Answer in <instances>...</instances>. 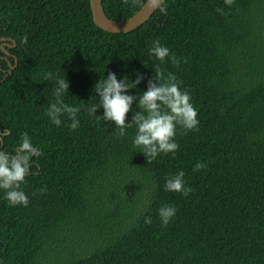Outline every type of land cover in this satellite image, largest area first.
Masks as SVG:
<instances>
[{"label":"trees","instance_id":"16d2710c","mask_svg":"<svg viewBox=\"0 0 264 264\" xmlns=\"http://www.w3.org/2000/svg\"><path fill=\"white\" fill-rule=\"evenodd\" d=\"M146 1L102 6L119 22ZM162 6L138 29L110 34L94 24L89 0H0V38L16 42L4 46L12 56L0 48V150L13 154L27 133L42 152L21 185L27 207L9 206L0 190V264H264V0ZM157 39L181 61L162 67L191 96L199 125L177 126L175 156L147 162L132 145L135 126L121 137L102 108L95 118L87 109L109 72L142 74L128 94L146 91ZM64 74V103L81 106L74 131L67 114L59 127L46 115ZM133 111H142L136 102L126 123ZM197 162L207 168L194 172ZM180 170L187 197L164 189ZM163 205L177 209L167 226Z\"/></svg>","mask_w":264,"mask_h":264},{"label":"clouds","instance_id":"9594fccd","mask_svg":"<svg viewBox=\"0 0 264 264\" xmlns=\"http://www.w3.org/2000/svg\"><path fill=\"white\" fill-rule=\"evenodd\" d=\"M155 4L156 0H152ZM231 7L233 0H224ZM23 43H27V36L23 37ZM149 56L154 57L159 64L154 66V75L147 81L146 91L139 96L129 95V90L136 89L144 81V76L136 73V78L129 81L127 77L119 80L115 73L109 72L107 78L98 80L95 85V93L99 97L98 104H92L87 109L90 117H97L98 108L103 109L102 116H98L104 122H110L119 129V135L123 137L126 129L135 126V135L132 140L134 148L140 149L147 162L154 161L157 156L172 154L175 156L179 145L175 142L177 126L187 131H196L199 120L197 109L191 102V96L186 90H182L181 82L176 75L166 73L162 67L166 62L178 66L180 59L175 54H170V49L162 45L159 39L153 41L149 49ZM53 78L52 73H47L45 79ZM70 84L65 78L57 75L53 89L54 102L49 104L46 115L54 126H61V117L67 114L71 121L67 126L76 130L80 126L78 118L81 106L65 104L63 97L68 94ZM136 102L142 111H133L130 122L127 114L132 111V105ZM40 148L32 143L27 133L20 134V142L14 148L13 154L0 150V190H4V199L9 206L27 207L28 195L21 185L25 178L35 175L31 171L33 158L40 157ZM207 168L206 163L197 162L193 171ZM185 173L180 170L175 175L166 179L164 189L187 197L192 188L186 186ZM177 209L172 205H163L158 209V216L162 226H167L175 217ZM150 222V221H149Z\"/></svg>","mask_w":264,"mask_h":264},{"label":"water","instance_id":"95a60500","mask_svg":"<svg viewBox=\"0 0 264 264\" xmlns=\"http://www.w3.org/2000/svg\"><path fill=\"white\" fill-rule=\"evenodd\" d=\"M89 3L93 22L99 29L110 34H127L144 25L158 9H162L164 0H156L155 4H153L152 0H147L135 15L127 20L119 22L112 21L105 15L102 0H89ZM7 42H10V44ZM4 46L14 48L16 46L15 40L0 38L1 50L7 56H12L4 49ZM14 67L15 65L9 66L8 73H11Z\"/></svg>","mask_w":264,"mask_h":264},{"label":"flooded vegetation","instance_id":"af4514ba","mask_svg":"<svg viewBox=\"0 0 264 264\" xmlns=\"http://www.w3.org/2000/svg\"><path fill=\"white\" fill-rule=\"evenodd\" d=\"M9 66H11V65H9Z\"/></svg>","mask_w":264,"mask_h":264}]
</instances>
